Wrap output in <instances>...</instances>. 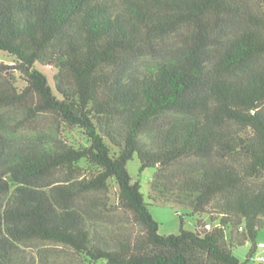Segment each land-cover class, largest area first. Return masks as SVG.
Segmentation results:
<instances>
[{"label":"trees","instance_id":"16d2710c","mask_svg":"<svg viewBox=\"0 0 264 264\" xmlns=\"http://www.w3.org/2000/svg\"><path fill=\"white\" fill-rule=\"evenodd\" d=\"M0 51V264H244L233 247L258 249L264 0H0ZM135 155L155 168L151 200L211 222L161 234Z\"/></svg>","mask_w":264,"mask_h":264},{"label":"rangeland","instance_id":"374dc122","mask_svg":"<svg viewBox=\"0 0 264 264\" xmlns=\"http://www.w3.org/2000/svg\"><path fill=\"white\" fill-rule=\"evenodd\" d=\"M0 61L10 63L12 59L7 53L0 51ZM37 67L49 77L50 82L53 84L55 70L43 66L42 64H38ZM140 166L141 162L137 155H135L128 163V168L134 180L140 179L141 181L145 199L149 203V208L153 217L159 223V232L161 234H177L180 232L182 226L185 229L194 230L197 221L200 218L206 222H211L208 214H193L192 209L189 207L174 205L168 202H154L151 200L149 195L151 192V182L155 173V168H146L141 171ZM257 243H264V227L260 228L258 231ZM252 246L253 242L249 240L245 244L233 247L232 250L238 259L244 264H261L259 257L264 256V247H258V249L251 255Z\"/></svg>","mask_w":264,"mask_h":264},{"label":"built area","instance_id":"2783aa9c","mask_svg":"<svg viewBox=\"0 0 264 264\" xmlns=\"http://www.w3.org/2000/svg\"><path fill=\"white\" fill-rule=\"evenodd\" d=\"M258 247H264V243L259 244ZM259 260L261 264H264V256H260Z\"/></svg>","mask_w":264,"mask_h":264}]
</instances>
